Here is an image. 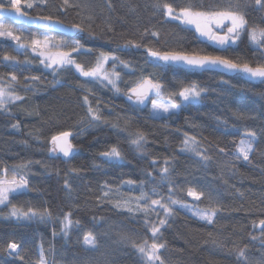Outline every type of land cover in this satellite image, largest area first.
Segmentation results:
<instances>
[{
    "label": "trees",
    "instance_id": "trees-1",
    "mask_svg": "<svg viewBox=\"0 0 264 264\" xmlns=\"http://www.w3.org/2000/svg\"><path fill=\"white\" fill-rule=\"evenodd\" d=\"M159 2L171 3L177 11L190 2L205 8L232 4L244 12L248 28H264V8L255 0ZM70 3L74 6L61 11L63 0H46V5L33 0L34 7L23 10L32 17L51 15L69 26L79 24L84 31L76 40L93 51L73 55L85 65L94 63L100 51L118 56L115 70L120 73L117 82L120 92L98 80L80 76L74 68L59 69L55 74L43 69L40 58L30 50L19 59L27 57L31 64L7 67L2 55L16 45L0 40V73L4 79L17 76L15 91L23 97L0 110V170L7 168L11 174L15 169L29 180L27 189L11 195L0 206V264H38L41 252L47 264H143L132 241L141 243L147 238L151 243L150 225H145L142 213L132 214L114 204L118 199L138 196L142 183L144 190L155 187L167 199L168 185H161L159 180L165 161L176 185L174 199L201 209L219 208L214 223L209 225L191 212L174 207L158 241L165 244L160 250L165 264H237L236 253L241 248L246 250L252 264H264V232L256 230L264 219V83L175 67L158 70L153 78L164 84L163 94L158 98L179 103L181 107L167 117L154 118L151 104L138 105L128 99L129 89L142 76L153 72V60L148 58L147 50L189 53L215 50L202 42L194 29L185 30L178 21L165 17L162 7L159 10L154 7L157 0H70ZM7 23L9 27H20ZM23 28L27 35L43 33ZM153 32L157 35L153 36ZM52 35L57 39H73ZM223 54L253 66L264 55L250 43L247 30ZM120 60L129 67L125 68ZM30 76H38L40 80L26 81L25 77ZM192 83L204 89L198 102L185 103L178 95H172ZM25 84L32 87L26 88ZM85 96L93 109L99 110L101 121L89 123ZM63 131L72 133L74 152L69 158L50 151L51 137ZM137 132L146 138L142 152L131 144ZM249 132L255 137L253 151L248 161L242 157L237 160L233 153ZM185 134L194 136L212 158L207 165L198 156L180 151ZM112 146L121 151L122 160L107 161L100 155ZM221 147L225 149L223 153L219 151ZM226 160L231 161V167H222ZM21 164L27 167L18 168ZM127 180L135 183L128 185ZM65 181L70 189L65 187ZM188 187L203 190L205 196L200 201L194 200L187 195ZM109 190L110 196L104 197L103 192ZM208 194L212 196L211 202ZM14 206L23 212L33 209L40 213L48 209L51 218L14 217L11 215ZM158 211L163 216V211ZM66 214L73 221L67 235L61 228ZM150 218L158 223L155 213ZM89 232L96 240L95 249L83 245L84 235ZM10 242L20 245L18 251L23 259L16 254L8 255Z\"/></svg>",
    "mask_w": 264,
    "mask_h": 264
},
{
    "label": "snow or ice",
    "instance_id": "snow-or-ice-1",
    "mask_svg": "<svg viewBox=\"0 0 264 264\" xmlns=\"http://www.w3.org/2000/svg\"><path fill=\"white\" fill-rule=\"evenodd\" d=\"M256 4L264 8V0H255ZM39 5H46V0H37ZM70 0H63V6L61 11L66 10L67 7H73ZM34 7L33 0H0V13L6 14L0 16V40L11 41L15 48L11 52H4L2 55V61L5 62V66L13 68L20 64H31L32 61L27 57L21 61L20 56L24 55L28 50L33 54L40 57L39 63L44 66L45 69H51L55 74L59 69L74 68L80 76L85 78H91L98 80L103 86H111L115 92H120L118 81L120 79V73L116 71L117 61L119 57L114 53L100 51L95 57V62L89 65H85L78 61L73 54H82L83 52L91 53V48H85V46L76 39H57L54 35L49 33L62 32H82L84 29L79 24H73L67 26L63 24L58 17L51 15L46 16H29L23 9H31ZM156 9L163 8V15L173 21H178L180 25L184 26L185 30H193L199 38H203L202 42L212 47L215 51L207 52L203 49L199 51H193L191 53L179 50H152L148 49V56L154 58L151 62L153 72L148 76H142L133 87L129 89L128 99L139 105H145L146 101L151 100V115L154 118L167 117L174 114L177 109L181 107L179 103L169 101H163L153 98V96H161L164 91V84L159 79H154V75L158 70H167L169 67L177 66L184 67L189 70H216L221 69L226 72H233L242 74L249 80H259L264 82V55H261L260 59L253 66L250 62H239L224 55L231 45L237 43L241 34L247 30L250 43L255 48L264 54V28H248V22L243 11L238 6L229 4L227 7H208L203 5L197 6L194 3H189L184 7H181L178 11L171 3H157L154 5ZM7 21H11L13 24L23 25L27 22L28 25H39L45 31L40 36L27 35L23 27H9ZM109 31H112L109 28ZM153 36L157 35L156 32L152 33ZM129 44H133L132 41H128ZM135 47H139L137 44H133ZM112 62V71L106 69V64ZM125 68L129 67V64L120 60ZM26 81L38 82L40 77L30 76L25 77ZM0 81L3 84L0 85V110H3L9 103L20 101L23 97L15 91V85L19 83L16 75H10L8 79H4V74L0 73ZM106 82V84L104 83ZM26 88L32 87V84H25ZM91 92V90H88ZM204 89L199 87L196 83H192L189 86L181 87L178 92H172V95H178L179 98L185 103H196L200 100ZM84 103L87 107V117H90L89 123L94 121H101L102 116L98 109H93L88 96L84 97ZM114 127L116 125H113ZM15 127V125L13 126ZM72 133L70 131H63L57 135L51 137L50 143L52 148L50 151L54 153L62 154L67 158L74 152V145L70 140ZM253 133H247L246 137L242 138L236 146L233 157L235 159L243 158L248 161L249 155L253 151L254 143ZM146 138L142 132H137L135 137L131 140V144L135 146L137 151L142 152ZM181 152L191 153L198 156L201 161L207 165L212 159L201 148L200 142L194 136H188L185 134V139L182 141ZM219 151L223 153L224 148H219ZM107 161L122 160L123 155L121 151L112 146L109 150H106L100 154ZM155 163V161H154ZM26 164L18 166L20 169L26 168ZM222 167H231V161L226 160L222 163ZM9 169L4 168L0 170V205L5 204L10 200V196L18 193L21 190L27 189L29 186V180L25 174L13 169L9 174ZM74 172H78V169H73ZM149 176L152 173H148ZM160 184L168 185L169 195L167 199L161 195L160 192L154 187L151 191L144 190L143 183L140 186V192L138 196L129 199H118L114 204V207L127 211L132 214L142 213L144 216L145 225H150L151 243L145 238L143 242L137 243L132 241V246L136 248L141 255L143 264H165L160 255V250L165 247L164 243H160L159 237L161 234V228L167 224L169 216L173 214L174 207H178L185 211L191 212L192 216L205 221L211 225L214 223V217L216 216L219 208L217 206H211L209 208L201 209L194 207L190 203L184 202L181 199H174L173 192L175 190V183L171 177L170 167L168 162L165 161V166L160 170ZM126 184L132 185L135 182L133 180L125 181ZM65 187L70 189V185L65 181ZM187 195L192 197L196 201H200L205 196L203 190H198L194 187L187 188ZM104 197L110 196V190L103 192ZM208 199L211 202L212 196L208 194ZM158 209L163 211V216L160 215ZM31 213V216L29 215ZM155 213L158 223L151 220V214ZM11 215L14 217H26L32 218L36 215L40 216L41 220L45 218L50 219V213L48 209H44L42 212L37 213L33 209H29L27 212L16 208L15 206L11 210ZM79 222H77L78 224ZM261 226H264V219L259 221ZM73 226V221L70 218V214H66L61 221V228L64 234L67 235L68 229ZM264 232V228H262ZM211 235V233H209ZM125 239H128L125 237ZM255 239V237H253ZM83 245L86 248L95 249L97 246L94 236L89 232L84 235ZM20 245L16 242H10L7 244L8 255L16 254L17 258L23 259L21 253L18 251ZM237 264H252V261L248 258L246 250L241 248L237 250ZM38 264H47L46 257L41 252L38 260Z\"/></svg>",
    "mask_w": 264,
    "mask_h": 264
},
{
    "label": "water",
    "instance_id": "water-1",
    "mask_svg": "<svg viewBox=\"0 0 264 264\" xmlns=\"http://www.w3.org/2000/svg\"><path fill=\"white\" fill-rule=\"evenodd\" d=\"M6 14L4 13H0V16H5ZM30 16V15H29ZM11 22V21H10ZM17 26H20V27H25V28H31V29H35V30H38V31H41V32H44L45 30L41 27H39V25H28L27 22H25L23 25H20V24H15ZM66 25V24H65ZM69 26V25H67ZM52 34H58V35H63V36H68V37H71L73 39H80L82 36H83V31L82 32H72V33H62V32H55V33H52ZM147 56H148V53H147ZM149 59L153 60L154 58L152 57H149ZM175 68H178V69H182V70H185V71H201V72H214V73H217V74H220V75H223V76H227V77H236V76H240L244 81L246 82H249V83H253V84H260V83H264V82H261L259 80H249L247 77L243 76L242 74H238V73H233V72H226L224 70H221V69H216V70H189V69H186L184 67H177V66H173ZM130 93L128 92V95ZM155 98H158L160 96H153ZM70 140H71V137H70ZM59 154V153H57ZM63 157L62 154H59ZM71 156V155H70ZM69 156V157H70ZM67 157V158H69ZM65 158V157H64ZM262 228H264V226H261L260 224L257 226L256 230L257 231H260L262 230Z\"/></svg>",
    "mask_w": 264,
    "mask_h": 264
},
{
    "label": "rangeland",
    "instance_id": "rangeland-1",
    "mask_svg": "<svg viewBox=\"0 0 264 264\" xmlns=\"http://www.w3.org/2000/svg\"><path fill=\"white\" fill-rule=\"evenodd\" d=\"M42 34V33H41ZM50 34V33H49ZM50 35H52V34H50ZM8 42H11V41H8ZM40 58V57H39ZM40 60V59H39ZM106 69L108 70V71H112L113 69H112V62L111 61H109L108 62V64H106ZM43 68V67H42ZM43 69H45V68H43ZM46 70H48V71H51V69H46ZM105 84H106V82H104ZM108 86H110V85H108ZM111 87V86H110ZM155 99H159V100H163V99H161V98H155ZM181 100V99H180ZM166 101V100H165ZM182 101V100H181ZM182 102H184V101H182ZM149 104V106H150V104H151V100H148V101H146V104ZM145 104V105H146ZM139 105V104H138ZM150 110H151V107H150ZM244 137H246V136H244ZM243 137V138H244ZM114 161H117V160H114ZM118 161H120V160H118ZM22 191V190H21ZM20 192V191H19ZM1 206V205H0Z\"/></svg>",
    "mask_w": 264,
    "mask_h": 264
},
{
    "label": "built area",
    "instance_id": "built-area-1",
    "mask_svg": "<svg viewBox=\"0 0 264 264\" xmlns=\"http://www.w3.org/2000/svg\"><path fill=\"white\" fill-rule=\"evenodd\" d=\"M15 253H13L12 255H14Z\"/></svg>",
    "mask_w": 264,
    "mask_h": 264
}]
</instances>
